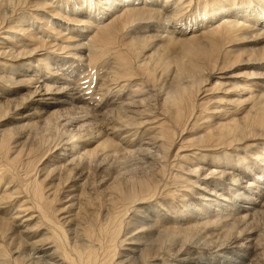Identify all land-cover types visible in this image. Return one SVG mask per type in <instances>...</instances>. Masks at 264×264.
Masks as SVG:
<instances>
[{"label": "bare ground", "instance_id": "1", "mask_svg": "<svg viewBox=\"0 0 264 264\" xmlns=\"http://www.w3.org/2000/svg\"><path fill=\"white\" fill-rule=\"evenodd\" d=\"M17 1L31 14L19 8L20 15L1 27L7 17L0 12V122H7L0 127L12 124L0 129V241L7 237L5 243L13 245L14 260L24 262V255V264H183L176 256L193 251L196 264H264V223L259 221L264 217V0ZM125 29L122 56L102 63ZM174 44L190 58L187 64L176 61L173 77L164 79L170 65L165 55ZM198 57L208 62L199 65ZM238 66L248 72L227 73L229 84L216 77ZM211 79L213 89L223 90L217 101L223 106L216 111L221 116L201 117L204 132L189 142L182 139L174 154L178 162L171 164L180 169V161L194 159L196 165L187 170L193 174L197 164L206 163L211 175H204L207 196L178 198L181 177L172 171L167 179L175 186L167 189L162 177L127 179L111 170L108 156H140L142 169L149 172L155 161H166L165 151L201 115L195 100ZM159 82V91L152 90L151 84ZM158 97L161 119L152 115ZM224 117L226 122H218ZM52 122L66 132L61 145L46 152L61 150L38 158L42 174L31 182L32 199L27 198L12 169L20 166L24 151L37 157L39 147L32 146L30 135ZM192 127L197 132L198 124ZM148 135V143L142 142ZM14 137L24 141L11 142ZM92 162L98 175L95 196L105 209L97 232L79 223L86 207L80 191L89 184L86 169ZM127 181L132 184L123 186ZM195 184L186 179L183 187ZM69 188L79 195L64 196L67 207L50 212L56 193ZM159 194L173 199L147 206ZM92 199L88 196V204ZM142 208L153 211L151 221L139 213ZM59 212L68 214L62 223ZM1 244L3 264L8 254Z\"/></svg>", "mask_w": 264, "mask_h": 264}, {"label": "rangeland", "instance_id": "2", "mask_svg": "<svg viewBox=\"0 0 264 264\" xmlns=\"http://www.w3.org/2000/svg\"><path fill=\"white\" fill-rule=\"evenodd\" d=\"M50 1H52V0H50ZM8 1H2V3H4V4H0V8H1V10H0V12H2L1 13V15L3 14H6V15H4V17L6 18L5 19V21H2V20H4V17H2V16H0V23H1V21H2V24H1V27H3V26H6V24L9 22V21H12L13 19H15L16 17H18L19 15H20V10H18L19 8L20 9H24L23 11V13H27L28 12V14H31V12H30V10H25L26 8L24 7V6H19L20 5V2H18L17 0H13V1H9L8 3H10V4H8L7 3ZM12 3V4H11ZM15 4V5H14ZM17 4V5H16ZM21 4H23V3H21ZM56 4V3H55ZM5 5V6H4ZM8 5H10V6H8ZM13 6V7H12ZM15 6V7H14ZM8 7V8H7ZM18 7V8H17ZM16 8V9H15ZM9 9V10H8ZM15 9V10H14ZM17 10V11H16ZM8 11H11V12H9V13H11V16H10V14H8ZM13 12V13H12ZM16 12V13H15ZM33 13V12H32ZM33 14H35V12L33 13ZM8 16H9V18H8ZM16 16V17H15ZM187 18V17H186ZM5 22V24L3 25V23ZM173 24V23H172ZM171 24V22L169 23L168 22V25H172ZM166 25V24H165ZM119 24H116V30H118L119 29ZM0 27V28H1ZM127 30L125 29V30H123L122 32H119L118 33V35H117V37L115 38V45H114V47L113 48H115V49H113L112 48V50L113 51H111L110 52V55H109V52L105 55V56H103L104 58L102 59L104 62H102V63H110V62H112V58H113V56L114 55H119V57H121L122 56V52H123V50H124V48L122 47V45L121 44H119V43H122V41H124V40H126V35H127ZM121 33H123V34H121ZM126 33V34H125ZM3 35H6V34H3ZM121 35V36H120ZM1 36H2V34H1ZM125 37V38H124ZM118 40V43L116 42ZM1 42H3V40L2 39H0V43ZM177 48H176V47ZM183 49H185L184 47H183ZM107 51V50H106ZM221 53H222V51H224L222 48H221ZM169 53V54H168ZM220 53V54H221ZM185 54V55H184ZM54 56V55H53ZM139 56V55H138ZM137 56V57H138ZM136 58V56H132L131 57V60H133L134 61V58ZM167 57L169 58V61H170V65H169V70L167 71V73H166V75L167 76H163V78L165 79V78H168L169 76H172L173 75V69H174V67H175V62L176 61H181L182 63H184V64H187L188 63V59L190 58V56H189V54H187V53H185V52H183L182 51V48H180V46H177V44H174V46L173 47H171V50L168 52L167 51V53H166V55H165V58L167 59ZM1 61V60H0ZM197 62L199 63V65H205L207 62H208V60L207 59H202V58H200V57H198L197 58ZM220 63V62H219ZM207 65H209V63L207 64ZM55 70V65H54V69H52V71H54ZM237 70V71H236ZM51 70H49V72H50ZM51 71V72H52ZM207 72V71H206ZM226 72V73H225ZM244 72H248V70H241V67H232L231 69H224V70H222V72L220 73V74H217L216 75V77H219V78H221L220 80L221 81H223L224 83H226L225 85H227V84H229L227 81H225L226 80V78L229 76V75H232V74H242V73H244ZM53 73V72H52ZM59 73V72H58ZM218 73V72H217ZM227 73H230L228 76L226 75ZM222 74V75H221ZM204 75H205V73H204ZM173 77V76H172ZM171 77V78H172ZM139 77L137 76V79H138ZM96 82V81H95ZM94 82V83H95ZM160 83L161 82H159V83H154L153 85L151 84V86H153V87H151V89L152 90H156L157 92L159 91V88L161 87V85H160ZM169 83V82H168ZM210 83V84H209ZM156 87V88H155ZM168 87V85H166L165 87H163L162 89L163 90H165L166 88ZM204 87V88H203ZM209 88V89H208ZM224 88H226V87H224ZM150 89V88H149ZM223 89V88H222ZM129 90V89H128ZM200 90H206V91H204V92H200L197 96H198V98L195 100V101H197L198 100V104H197V109H198V111L200 110V111H202V113H201V115H199V116H195V117H197V119H195V120H193L191 123H190V125H189V127L187 128L188 130V132L186 133V132H184L182 135H180L179 137H178V140L175 142V144L169 149V151H165V155H166V161H164V162H160L159 160H157V161H155L154 162V164L155 165H153V167H151V168H153L152 170L153 171H150L149 172V169H147L148 171H146V170H144V169H142V167H141V165H140V161L138 160V159H141V157L140 156H130V157H126V156H123V157H119V156H116V157H114V158H109L110 156H108V163L109 164H111L113 167L111 168V170H114V168L118 171V173L120 174L121 173V177H123V178H134V179H136V180H141V179H144V178H146V177H150V175L151 176H153L154 178H155V180H157V179H160V177H162V178H164V183L165 182H167L168 183V187H167V189H172V188H174V186L175 185H171L172 184V179H167V175L172 171V173H173V175H177V176H179V177H181L180 179H178V177H177V180H176V182L179 180V181H181L182 182V184H178V186H182L181 188H179V192L177 193V195H179V196H177L178 198L179 197H181V196H185L186 195V197H185V201H194L195 199H193V198H195V197H197L198 196V194H203V195H205V196H207L206 194L207 193H205L204 191H203V188H204V184H203V182H204V180H205V176L204 175H209V171H206V169L209 167V166H206V163H205V161H208V159L206 158V159H204V160H199V161H197V163H199V162H204L205 163V166H204V164H197V165H199L198 167H197V172L196 173H193V174H190V173H188L187 172V170L189 169V170H191V169H193V167H191V165L193 166V165H196V161L193 159V162L191 161L190 163L189 162H187V159H184V161L182 162V161H180V163H181V166H180V169H177V168H172L171 167V164L173 165V163L175 162V164L178 162V161H176L175 160V157H174V154H175V152H176V149H177V147H178V145L181 143V140L182 139H184V140H188V142H189V140L191 139V141L192 140H194L195 138H197V136L199 135H201L203 132H204V128H203V124H202V122H204L205 120H203V119H201V117H203L204 115L206 116V115H212V116H214V118H216V119H218V118H220V114H218L216 111H218V110H220V107H222L223 105H221L220 103H218L217 101L219 100V98L221 99V98H223L224 97V95H222L223 94V90H215V89H213V82H212V79L211 80H209V81H207V83H205L202 87H201V89ZM126 93H127V90L125 91ZM129 92V91H128ZM153 93H155L156 94V92L155 91H153ZM217 98V99H216ZM155 99H157V100H155ZM159 97L158 98H154V103H152V105L153 104H156L155 105V107H154V113L152 114V115H156L157 117H159V119H161L162 118V111L159 109V107H157V105L159 106ZM208 99V100H207ZM159 103V104H158ZM217 105V106H216ZM200 107V108H199ZM212 109V110H211ZM228 109H230V108H228ZM245 111V110H244ZM196 112V111H195ZM246 112V111H245ZM216 113V114H215ZM196 114H197V112H196ZM244 114V112L242 113V115ZM227 117H224L223 119H219L218 120V122H222V121H224V122H226L227 121V119H226ZM0 120H2V118H0ZM3 123V124H2ZM0 122V124H2V125H5L4 123H7V122ZM193 124H198V126L199 127H197L195 130H197V132H195L194 131V128L192 127V125ZM12 124L11 123H8V124H6V126H2V127H0V129L1 128H6V127H12L11 126ZM201 125V126H200ZM151 127V133H153V130H152V127L153 126H150ZM198 128H200V129H198ZM150 131H148V132H146V134H148ZM66 132V129L65 128H63V127H61V126H58V125H56L54 122H52L51 123V125L50 126H40V128L38 129V130H36V131H34L31 135H30V143L32 144V146H35V147H39V149L37 150L38 152H37V157L36 158H31L32 157V155H31V157H30V155L29 156H25V154H26V151H24V153L21 155V157H20V166L17 168V169H12V172L14 173V176H13V178H15V181H17V182H19V183H16V185H19V189L22 191V194H23V196H25V197H27V198H31L32 199V196H31V182H33L34 180H35V178H37V176L39 175H41L42 173H40V169L43 167V166H41V163H40V161H39V159L38 158H40L43 154L45 155V156H52L53 154H56L57 152H59L61 149H58V148H56V149H52V150H50L49 152H46V150L47 149H51L55 144H60L61 145V140L63 139V137H64V133ZM199 133V134H198ZM198 134V135H197ZM151 135V134H150ZM150 135H148V136H145V137H143V141L142 142H144V143H148V138L149 137H151ZM121 137V136H120ZM14 140H17V137H14L13 138V140L11 141V142H15ZM134 140L136 141V137L134 138ZM18 142L20 141V142H22V141H24V140H17ZM136 143V142H135ZM150 144V143H149ZM157 144V143H156ZM191 144V143H190ZM28 144L27 143H25V147L27 146ZM59 145V146H60ZM157 145H159V144H157ZM183 145H184V143H183ZM196 145H198L197 143H195V146ZM30 146V145H29ZM58 146V147H59ZM66 147V146H65ZM137 147V146H136ZM145 146H141V148L143 149ZM146 148V147H145ZM192 151H194V150H192ZM150 152L152 153V152H155V150L154 149H151L150 150ZM179 152H181L180 153V155H186V157L188 156V158H190V157H192V154L190 153V152H183V151H179ZM159 153V152H158ZM169 153V154H168ZM9 154H11V153H9ZM157 154V153H156ZM168 154V155H167ZM14 155V154H13ZM24 155V156H23ZM152 155H155V153H153V154H149L148 155V157L149 156H152ZM158 156H159V154H158ZM169 157V158H168ZM98 158V157H97ZM95 160H96V158H94ZM93 159V161H95ZM106 159V160H107ZM1 160V159H0ZM126 160V161H125ZM173 160H175L174 162H173ZM159 161V162H158ZM29 162V163H28ZM88 162V161H87ZM111 162V163H110ZM167 163V166H166V163ZM93 163V164H92ZM92 163H90V164H88L89 165V167L86 169V170H88V174H89V176H90V179H89V184L88 185H86V186H84V190L82 191H80V192H83V195L82 196H80V200H81V202H82V204H86V207H85V209L83 210V213H81L82 215V217H81V219H79V223H82V225L84 226V227H87V229L89 228V230H91V231H93V232H97L98 231V229H99V226L101 225V222H102V217L105 215V209L104 208H101L100 209V207L104 204V203H102V201L99 199V197L98 196H95V195H98V193L95 191V184H96V179L98 180V175H97V173H95V170H94V167H93V165L95 164L94 162H92ZM115 163V164H114ZM2 164H4V162H2V161H0V165H2ZM23 164H26L27 165V167H28V169H27V167L26 166H23ZM166 166V167H165ZM2 167V166H1ZM0 167V168H1ZM118 168V169H117ZM168 168V169H167ZM165 169V170H164ZM14 170V171H13ZM29 170V171H28ZM143 170V171H142ZM164 170V171H163ZM168 170V171H167ZM1 171V170H0ZM28 172V173H26V172ZM120 171V172H119ZM23 172H24V174H23ZM42 172V171H41ZM214 172L216 173L217 171H215L214 170ZM213 172V173H214ZM10 173V172H9ZM152 173H154L153 175H152ZM163 173V174H162ZM214 173V177L213 178H216L217 177V175ZM234 174L236 173V172H233ZM25 175H27V176H25ZM164 175V176H163ZM142 176H144V177H142ZM146 176V177H145ZM210 177L209 178H211V175H209ZM197 177H198V180H197ZM208 178V177H207ZM167 179V180H166ZM186 179H189L191 182H196V184H195V187L193 188V187H191V185L189 186L188 185V188H186V187H183V186H185L184 185V182H186ZM171 180V181H170ZM207 180H209V179H207ZM226 181V184L227 183H229L228 181H227V179L225 180ZM137 182V181H136ZM107 184H109V182L107 183ZM106 184V185H107ZM129 184H132L130 181H127L126 183H123V186H125V185H129ZM138 183H134L133 185H137ZM166 184V183H165ZM71 184H68V186H70ZM106 185H104V186H106ZM72 186V185H71ZM104 186H103V188H104ZM210 188V186L208 185V188L207 189H209ZM59 189H60V187H59ZM86 189V190H85ZM129 189V188H128ZM182 189V190H181ZM184 189V190H183ZM90 190H92V191H90ZM61 191V190H60ZM86 191V192H85ZM65 192V193H64ZM79 190L77 191V190H75L74 188H69L68 190H64L63 191V194H61V192L59 193V192H57L56 193V199H55V201L52 203V207H51V211L50 212H52L53 210H55V209H60L61 207H67V203H64V202H66V200L65 199H63V197L64 196H66V195H74V196H78L79 195ZM92 194H91V193ZM97 193V194H96ZM219 193H221V192H219ZM88 196H90L91 198H93L92 199V204H88V202H87V198H88ZM95 197V198H94ZM98 197V198H97ZM58 198H60V199H63L62 201H60V200H58ZM30 199V200H31ZM99 201H98V200ZM107 199H108V197H106L105 198V201H107ZM164 199V202H163V204H166L167 202H169L170 200H172L173 199V197L171 196V195H166V196H164V194H159L158 196H155L154 197V199H153V201H152V203L150 202V203H148L147 204V206H149V207H152V205L154 204V202H158V205L160 204H162V201L161 200H163ZM84 201V202H83ZM94 201H95V203H94ZM103 201H104V199H103ZM94 203V204H93ZM98 203V204H97ZM106 204V203H105ZM60 206V207H59ZM107 207L109 206V203L106 205ZM141 206H143V207H147L145 204L144 205H138V206H136V208L137 209H140L141 208ZM162 207H164V206H162ZM89 208V210H87ZM158 210H156L155 211V215H157V213L158 212H160V210H159V208H157ZM92 210H94V211H92ZM257 210V209H256ZM102 211H104V212H102ZM262 211H264V210H262ZM88 212V213H87ZM131 212V214H132V211H130ZM130 212H128V214H127V216H129V217H131V214H130ZM103 213V214H102ZM139 213H141V215L143 216V218H145L146 219V222H148V220L149 221H151L152 219H153V211H149L148 209H146V208H142L141 209V211H139ZM57 214H59V217H61V218H58V220H60V219H66L67 217H68V214H64V213H57ZM57 214H54L53 213V216L55 217ZM87 214L90 216V218H89V216H87ZM67 215V216H66ZM86 215V216H85ZM102 215V216H101ZM83 216H84V218H83ZM92 218V220L90 221V219ZM95 218V219H94ZM19 219H20V216H19ZM19 219H17V220H19ZM95 220V221H94ZM85 221V222H84ZM87 221V222H86ZM260 224L261 225H263V223H264V217L263 218H260ZM92 222V223H91ZM123 222L124 223H126L127 222V218L126 219H123ZM60 223H62V220H60ZM123 223V224H124ZM94 225V226H92V225ZM100 224V225H99ZM91 227V228H90ZM65 229H67V228H65ZM67 239H66V244L67 245H69L70 243H71V240H70V234H68L67 235ZM6 239H7V237L6 238H3V239H1V241H0V244H1V247H2V249H3V251L4 252H6L8 255L4 258V262H3V264H13L14 262V264H16L18 261H16V259L14 260V256L12 255V247H13V245L10 243V244H7V243H5V241H6ZM76 244H80V243H76ZM83 244H85L84 243V241H83ZM183 253V254H182ZM181 254H179V255H177L176 256V260H184V263L183 264H196L194 261H196V259L195 258H197L198 257V254L197 253H195V252H190V253H184V252H182ZM26 257V259H24V262L26 263V261H27V256H24L23 255V258H25ZM175 258V257H174ZM192 259L194 260V261H192ZM12 260V261H11ZM14 261V262H13ZM189 261H191V262H193V263H191V262H189ZM198 261V260H197ZM6 262V263H5ZM19 262H20V264H24V262L22 261L21 262V260H19ZM18 262V263H19ZM170 263H172V264H179L178 263V261H171V262H169V263H167V264H170Z\"/></svg>", "mask_w": 264, "mask_h": 264}]
</instances>
